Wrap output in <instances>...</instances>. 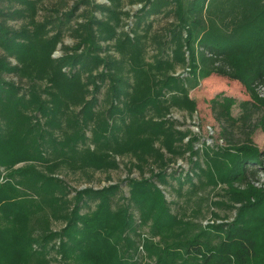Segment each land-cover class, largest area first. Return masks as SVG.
I'll return each instance as SVG.
<instances>
[{
    "label": "trees",
    "instance_id": "1",
    "mask_svg": "<svg viewBox=\"0 0 264 264\" xmlns=\"http://www.w3.org/2000/svg\"><path fill=\"white\" fill-rule=\"evenodd\" d=\"M60 1L71 5L44 9L37 21L42 0H0V264H264V186L249 184L264 173V151L249 138L225 147L202 143L203 150L189 145L188 172L168 171L161 163L156 172L150 170L151 178L123 180L128 197L120 194L119 183L76 190L35 168L58 164L55 159L68 168H97L87 144L96 145L102 135L156 134L159 127L146 114L158 115L168 99L183 104L174 98H187L188 86L210 75L243 82L252 101L240 104V119H249L255 107L264 123V98L255 93L264 86V0ZM134 4H140L135 12L125 9ZM159 14L172 20L162 34L150 35V18ZM45 28L52 32L47 38ZM66 32L75 42L72 48L63 45V54L54 59ZM146 39L159 47L156 78L142 69ZM37 49L30 56L48 58L53 88L33 82L22 87L7 79L9 74L22 79L17 58ZM176 66H186L187 78L171 74ZM211 109L220 124L231 122L216 100ZM63 122L79 125L64 137ZM90 126L94 131L87 136ZM203 151L211 152L205 169ZM22 162H30L27 169L12 171ZM204 171L212 183L247 184L230 193L231 219L204 226L186 222L157 186L191 195ZM134 212L137 227L150 232L140 244L144 259L134 251L139 246L131 236L136 235ZM54 242L58 250L49 246Z\"/></svg>",
    "mask_w": 264,
    "mask_h": 264
},
{
    "label": "rangeland",
    "instance_id": "2",
    "mask_svg": "<svg viewBox=\"0 0 264 264\" xmlns=\"http://www.w3.org/2000/svg\"><path fill=\"white\" fill-rule=\"evenodd\" d=\"M42 1V7L37 14V18H35L37 21L42 20L44 9L55 5L65 7L66 3L68 6L71 5V1ZM96 2L105 3L107 0H96ZM139 7L140 4H134L132 6L127 5L125 9L132 13L139 9ZM127 20L126 22L129 23L131 19L129 18ZM150 20H152V30L150 31V35H152V33L162 34L172 18L165 14H159L154 18L151 17ZM123 29L126 32L129 31L126 25L123 26ZM44 31V38L49 37V34L52 33L49 32L48 28H45ZM48 32L49 34H47ZM127 34L132 39L135 36L129 32ZM74 42L75 39L70 36L69 32H66L63 35L62 42L57 44L55 51H53L52 58L55 59L63 54V45L72 48ZM155 45L156 47H154ZM143 47L144 51L142 50L141 53L142 69L150 77L153 76L156 78L161 74V71L155 68L157 59L161 58L160 53H156L159 50L158 44L153 39H146V44ZM37 51L38 49L33 50L29 52V56L17 58V60L21 61L19 63L24 74L22 79L13 74L6 75L7 79L22 87H27L30 82H33L34 85L42 88L49 87L50 85V88H53L51 78L54 77L53 73L55 71L52 68V64H50L48 58H43L42 60L30 56ZM111 53L115 56L118 55L116 52L111 51ZM17 60L13 57L10 58L13 65L17 64ZM128 63L130 69L129 60ZM171 74L181 75L183 78H187L189 75L186 66H176L174 73L171 71ZM131 77L135 81L133 72ZM255 93L258 97L264 98V86L257 87ZM186 96L187 98H174L175 101L183 104H174L168 99L162 102L163 109L158 115L152 112L146 114V119L154 121L153 124L155 127H159L155 132L156 134H151L150 131H142L137 135L130 133L125 136V134H122L115 139L111 135H102V140H99L96 145L93 143L87 144V147L90 146L91 150L88 153L91 157L90 160L95 165L99 164L97 168H68V166L60 164L57 159L55 161L58 164L47 163L46 167L35 165V168L37 170L51 172L56 178L62 179L69 184L71 189L76 190L85 188L100 189L111 184L119 183L121 186L120 194L128 197V188L123 181L125 178H151L150 175L153 172L150 170L156 172L158 168L155 166H161V163L167 166L168 171L175 170L178 173L182 171L184 173L188 172L191 165V154L187 151L186 147L188 148L189 145H194V149L201 148L202 143H205L206 146L211 148L216 147V144L225 147L227 144L242 143L249 138L253 145L261 151H264V123L262 122L261 110L253 107L249 119L246 121L240 119L243 112L240 104L244 101H249L250 103L252 101L249 90L243 82L217 75H210L201 79L198 85L193 87L188 86ZM212 100H216L223 107L226 116L231 119L230 123L220 124L215 119V114L211 109ZM78 125L79 122H74L72 123V128L69 122H63L59 130L60 135L65 137L71 134L73 129H77ZM93 131V126H90L86 130V135H92ZM97 133L100 132L97 131ZM153 135H159L161 138ZM188 141L190 142L187 145L186 142ZM81 149L83 150V147ZM150 150L153 153L151 156L147 153ZM210 155V151H203L200 154L204 161L202 168H206L207 161L205 160ZM152 157L154 159L150 160ZM28 164L30 162H22L11 169L12 171L22 168L27 169ZM249 182H251L249 184L256 188H262L264 186V173H258L257 178H253ZM171 183L177 186L176 182L171 181ZM246 185L234 183L231 186L223 183H212L208 180L204 171V176L200 178V184L195 189V192L182 197L175 194L171 188H164V186L157 183V186L164 191L166 200L172 203L171 207L173 212H176L186 222L203 226L209 222H220L223 219H231L234 215V210H232L234 201L230 193L233 189H244ZM187 187L188 184H184L183 190L185 191ZM90 205L94 208L93 203H90ZM85 210L84 208L81 212ZM131 211H133V208H131ZM137 217V212H134V218L137 220L134 226L136 235L131 236L136 243H139L138 247L135 246L134 251L136 253L139 252L138 258L144 259V249L140 244L144 237L150 238V232L144 225L137 227L139 225V217L138 219ZM54 227L58 228V225ZM154 239L155 241L158 240L157 238ZM49 246L55 250L59 248L57 242ZM53 253V258L56 261H60L59 254L56 252ZM52 264L59 263L53 262Z\"/></svg>",
    "mask_w": 264,
    "mask_h": 264
}]
</instances>
